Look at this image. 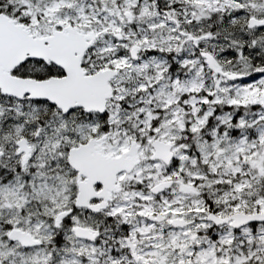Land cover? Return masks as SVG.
Masks as SVG:
<instances>
[{
    "label": "snow or ice",
    "instance_id": "6c2138e0",
    "mask_svg": "<svg viewBox=\"0 0 264 264\" xmlns=\"http://www.w3.org/2000/svg\"><path fill=\"white\" fill-rule=\"evenodd\" d=\"M0 264H264V0H0Z\"/></svg>",
    "mask_w": 264,
    "mask_h": 264
}]
</instances>
